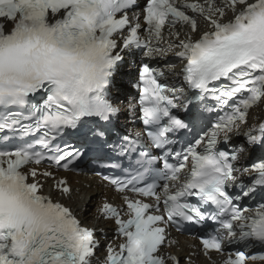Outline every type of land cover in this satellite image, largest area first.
I'll list each match as a JSON object with an SVG mask.
<instances>
[{
	"label": "snow or ice",
	"instance_id": "obj_1",
	"mask_svg": "<svg viewBox=\"0 0 264 264\" xmlns=\"http://www.w3.org/2000/svg\"><path fill=\"white\" fill-rule=\"evenodd\" d=\"M201 256L264 264V0H0V264Z\"/></svg>",
	"mask_w": 264,
	"mask_h": 264
}]
</instances>
